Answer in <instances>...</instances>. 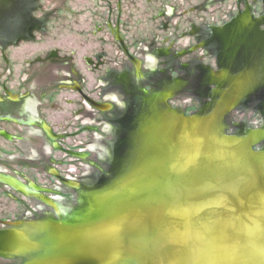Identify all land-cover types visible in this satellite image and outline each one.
<instances>
[{
	"label": "water",
	"instance_id": "95a60500",
	"mask_svg": "<svg viewBox=\"0 0 264 264\" xmlns=\"http://www.w3.org/2000/svg\"><path fill=\"white\" fill-rule=\"evenodd\" d=\"M102 187L87 195L72 231L63 233L74 216L0 228V256L34 253L24 264H264V7ZM39 249L49 251H30Z\"/></svg>",
	"mask_w": 264,
	"mask_h": 264
},
{
	"label": "rangeland",
	"instance_id": "374dc122",
	"mask_svg": "<svg viewBox=\"0 0 264 264\" xmlns=\"http://www.w3.org/2000/svg\"><path fill=\"white\" fill-rule=\"evenodd\" d=\"M31 4L26 3L17 9L19 12V21L29 22L28 11L36 17L38 24L43 23L45 32L35 34L37 45H31L33 48L44 47L45 50L53 49L52 55L57 59L53 64V76L59 75L62 70H69L73 67L79 75L76 78H71L74 81L80 80L84 90L96 96L98 92L107 94L117 93L119 99L124 101L125 95H119V91L124 88L123 75H116L108 78L104 76L105 69L96 73H91L88 68L93 66H85L81 64V57L92 56L98 52H105L106 58L111 57L117 66L115 69L122 70L119 60L126 62V57L120 53L117 45L112 42V36L109 34V29L104 25L107 17L119 20V28L123 39L130 40L133 43L137 41H152L156 40L153 47H148L138 50L136 46L131 47L130 51L135 53L138 50L140 57L146 56L147 59H154L151 62H144L146 70V78L143 80L146 86V99L148 106L135 108V103L138 105L140 101L130 99L132 108L131 111L122 119L120 116L125 115L128 108L121 109L120 105L116 104V108H110L101 116H105L106 123L111 125V129L105 130L103 133L104 140L102 142H92L89 134L92 132L76 122L73 118V110L75 107L69 106V117L67 119V132L72 133L78 129V132L69 137L68 146L74 150L89 151L83 160L72 159L71 156L65 160L64 173L74 179L82 182V187H77L76 190L64 188L65 196H59V203L70 201L77 197L79 199V208H71L65 204H60L54 215L58 217H66L72 213L82 212L87 208L86 197L91 195V192L100 188L111 186L154 134L160 129L166 120L163 117L157 121L155 114L168 116L177 109L231 44L237 39L242 31L254 19V17L264 7V0H180L183 5L180 6V12L188 11L189 8H194L193 12H188L186 15L178 19L176 13L171 16L158 15L164 4L172 1V4H177L178 0H27ZM35 2V3H34ZM117 7V8H116ZM119 7V8H118ZM32 9V11H31ZM107 13V11H109ZM45 11V12H44ZM52 13L51 16L48 14ZM17 17V19H18ZM192 20L194 24H190ZM178 21L177 28L172 26L169 21ZM101 25L100 31H97V25ZM46 27H45V26ZM195 31L194 37H190L185 29ZM174 35H173V34ZM171 36L174 43H170L166 37ZM106 39V40H105ZM189 40V42H187ZM196 41V48L189 47ZM1 46V44H0ZM49 46V47H47ZM47 47V48H46ZM16 49L10 47L7 49L9 55L13 58ZM44 51V49L42 50ZM74 52V55H71ZM42 53V52H38ZM101 55H104L101 53ZM56 56V57H55ZM145 57V58H146ZM65 60L69 61V67L65 65ZM113 62H108L107 66H111ZM128 63V62H127ZM127 65V64H126ZM57 69V71H56ZM159 70L161 72H159ZM56 71V72H55ZM55 74V75H54ZM104 76L100 82V77ZM13 76L9 79L10 84H14ZM98 79V80H97ZM154 83L158 85L155 86ZM159 83H162L159 85ZM98 84L104 86L97 87ZM162 86L163 91L167 94L171 91L170 98L164 100V104L158 103L155 107L152 106L153 92L157 87ZM101 90V91H100ZM104 95V94H103ZM104 95V97H106ZM169 95V94H168ZM111 99V97H110ZM144 101V102H143ZM141 103H145L143 100ZM133 103V104H132ZM110 105H107L109 108ZM160 107V108H159ZM162 107V108H161ZM163 107H165L163 109ZM163 109V113H162ZM146 112L144 115L142 113ZM160 112V113H159ZM107 113V114H106ZM169 113V114H168ZM84 119L88 117L85 113ZM90 116V115H89ZM98 116V115H97ZM100 116V115H99ZM132 121V128L128 131V136L124 140L119 141L120 132L125 126L126 120ZM152 123L154 125L149 128ZM114 124V125H113ZM148 125V131L143 132V125ZM87 124H84V126ZM128 125V123H127ZM115 126V127H114ZM105 133V134H104ZM99 135V134H98ZM118 139V140H117ZM0 139V143H4ZM125 141V143H124ZM126 145V148L124 146ZM5 148L10 151V147L5 145ZM124 148V149H123ZM123 149L124 156L118 155ZM39 154L44 155L39 149ZM58 151H52L54 159L58 157ZM32 158V157H31ZM119 158V159H118ZM91 160H97L101 163L100 167L91 166ZM118 160V161H117ZM35 161V160H34ZM90 162V163H89ZM34 163V162H33ZM31 164V163H30ZM96 168V169H95ZM26 175L29 178L43 180V178L32 169H27ZM53 183L54 178H49ZM105 185V186H104ZM5 186L0 182V219L15 220L20 218L39 217L40 209L36 208L35 212L29 213L33 206V201L25 199L15 201L5 191ZM78 195V196H77ZM76 198V199H77ZM91 199V197H90ZM36 203V201H34ZM84 203V204H83ZM40 207V206H39ZM63 207V209L61 208ZM46 210H49L46 208ZM67 210V211H66ZM38 219V218H37ZM78 221H68L63 233L72 231ZM9 226V225H8ZM6 227V226H5ZM66 228V229H65ZM70 234V233H69ZM28 257V256H26ZM14 258V257H11ZM9 259H0V264H10Z\"/></svg>",
	"mask_w": 264,
	"mask_h": 264
},
{
	"label": "flooded vegetation",
	"instance_id": "af4514ba",
	"mask_svg": "<svg viewBox=\"0 0 264 264\" xmlns=\"http://www.w3.org/2000/svg\"><path fill=\"white\" fill-rule=\"evenodd\" d=\"M178 1L177 4H172V1L164 4L161 10L158 11V15L171 16L176 13L178 19H180V17L186 15L187 12L189 14L195 10L194 8H189L188 11L185 10L180 12V6L183 5V3L180 2V0ZM26 3L31 4L30 1L27 0H0V139L4 142L0 143V182L4 184L6 188L5 191H8L7 193L9 196L14 198L15 201L22 199H25V201H36V203L33 201V206H28L30 208L29 213H31V211L35 212L36 208H39L41 215L39 217H33V219L23 217L15 220L11 219L10 221L0 219V228H5V226L8 227L9 223L15 221H23L25 223L40 221L57 222L58 220H65L68 218L67 216L58 217V215H54L56 209L46 203L41 198L42 195L55 200L57 203L56 208L59 207L60 204H65L71 208H79L80 201L77 197L64 203H59L60 201L57 200L59 196L62 197L66 195L64 188L67 189L71 187L76 190L77 187H82L81 181L64 173V165L67 164L65 160L71 156V160L76 159L84 161V158L86 156L88 158L90 155L88 150H74L68 146L69 137L74 136L78 132V129L72 133L67 132V119L70 114L68 107H75L76 110H73L72 118L76 122H79L83 126L82 128L85 127L92 132L89 134L90 138L94 139L92 142H102L104 140L102 132L112 128L111 125L104 120L105 116H101L104 112L108 111V109L110 110V108H116V104L120 105L121 109L126 108V105H128L125 115L123 117L120 116L123 119L128 112L132 110H130V108H132L130 103L131 97L136 101H140L141 98L138 105L135 103V108H143V105L148 106L145 94L146 86H144L145 84L143 82L146 78L144 62L152 63L154 60L153 58L147 59L146 56H137V54L138 50L143 49V47L146 49H148V47H153L156 40H152L151 42L137 41L135 43L130 40H125L119 28V20L107 17L104 21V25L109 29V34L112 36L113 40L112 42L117 45L120 53L126 57V62H122L121 60L118 61L121 67H123V65L125 66L122 70L117 71L114 67L117 66V62L111 57L106 58L107 54L103 51L93 54L92 56L81 57V64H85V66L92 65L93 68L90 67L87 69L91 73H96L105 69L104 76L107 78L113 76V73L116 75H123L124 88L119 91V95H122L120 93L122 92L125 97L123 99L124 101H122V99L118 98L117 93L106 95L105 92H98L96 96L92 95L84 90L80 80L74 81L71 79L73 77L77 78L79 75L73 67L69 68V70L61 69L58 71L60 72V76L55 74V76H53V64L57 61L52 55L53 49L47 51L45 50V46L39 48H36V46L33 48L31 46L32 44L34 46L39 43L37 39H35V34H43L45 28L43 27L44 21L41 24L35 22L37 19L30 14V10L28 11L29 17H27L29 22H25L26 19H24L22 23L19 21L20 18L18 15L20 11L17 9L22 5L24 6ZM16 6L19 7L15 9ZM108 12H110V10L107 11V13ZM178 14H180V17ZM48 15L51 16L52 13ZM186 21H189L190 24H194L191 19L185 20V22ZM169 22L172 23V26L177 28V20H170ZM100 26L99 24L97 25V31L102 29ZM185 30L190 37H194L195 31L193 32L190 28ZM117 32L120 34L121 40L132 58L124 53ZM166 38L168 40L172 39L170 35ZM174 40L175 39L170 40V43L173 44ZM187 42H189V40ZM134 46H136L138 50L132 53L130 49ZM10 47L16 49L13 58L7 51ZM189 47L196 48V41H193V44ZM43 49L44 51H42ZM39 51L42 53H38ZM101 53L104 55H101ZM71 55H74V52H71ZM133 58L136 61H133ZM108 62L113 63L111 66H107ZM65 65H67L68 69V60H65ZM159 72L161 71L159 70ZM12 76L14 77L13 85L10 84L9 81ZM104 76H99L100 82L103 80ZM154 84L155 86L158 85L157 83ZM161 84L162 83H159V85ZM99 86L104 85L98 84L97 87L99 88ZM157 88L158 89H155L153 92L154 104L152 106L154 107L158 103L164 104V100L171 97V91H168L166 94L162 86ZM103 94L106 95V97H104ZM143 100H145V103L142 104L141 102ZM91 102H95L96 104ZM108 104L110 105L109 108H107ZM164 108L165 107H163V109ZM85 113L88 114V117L84 119ZM145 113L146 112L141 115ZM155 115L157 121H159L160 117L164 116L158 113ZM126 121L123 130L120 132L119 141L124 140V138L128 136V131L132 128V121H129V118ZM84 124L87 125L84 126ZM147 126L146 124L143 125V132L148 129L146 128ZM5 145L10 147V151L5 148ZM124 148H126V145ZM39 149L42 150L44 155L39 154ZM123 149L119 151V157L124 156ZM55 150L59 152V155L54 159L52 151ZM70 152H75L79 155H73L70 154ZM89 161L91 162H89L91 166L95 165V167H100L101 165L97 160L89 159ZM27 169L34 170L43 180L29 178L25 172ZM49 178H54L53 183L50 182ZM62 179L74 182L75 186L66 184ZM46 208L49 210H46ZM57 211H59L58 208ZM30 251L49 250L39 249ZM31 256H35V254L25 253L9 257L0 256V259H10V264H24L26 261L35 258H31Z\"/></svg>",
	"mask_w": 264,
	"mask_h": 264
},
{
	"label": "bare ground",
	"instance_id": "6f19581e",
	"mask_svg": "<svg viewBox=\"0 0 264 264\" xmlns=\"http://www.w3.org/2000/svg\"><path fill=\"white\" fill-rule=\"evenodd\" d=\"M169 114V113H168ZM167 114H165L164 116H163V118H162V120H167L171 115L169 114L168 116H166ZM166 122V121H165ZM154 125V123H152V125L149 127V128H151L152 126ZM148 130V129H147ZM92 195V194H91ZM86 204H87V202H86ZM64 206V205H63ZM89 206V204L87 205V207ZM65 207V206H64ZM62 209H63V207H61ZM84 210V209H83ZM67 211V210H66ZM81 213V214H80ZM85 213V212H84ZM84 213H82L81 211L80 212H77V213H72V215H68L67 217L68 218H66L65 220H67V219H69V218H73V216H74V218L71 220V221H78L79 219H81V218H83L84 216H85V214ZM76 215V216H75ZM65 220H63V221H65ZM70 221V222H71ZM67 223V222H66ZM65 223V225H68V224H66ZM66 229V228H65Z\"/></svg>",
	"mask_w": 264,
	"mask_h": 264
}]
</instances>
